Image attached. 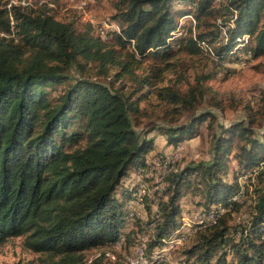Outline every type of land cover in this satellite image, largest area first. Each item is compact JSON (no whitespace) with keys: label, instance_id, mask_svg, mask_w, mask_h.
Instances as JSON below:
<instances>
[{"label":"trees","instance_id":"1","mask_svg":"<svg viewBox=\"0 0 264 264\" xmlns=\"http://www.w3.org/2000/svg\"><path fill=\"white\" fill-rule=\"evenodd\" d=\"M9 1L0 0V245L22 236L26 249L45 255L41 264H103V252L90 259L85 252L118 241L131 243L136 233L125 226L135 189L130 173L143 166L153 148L148 134L155 132L175 148L214 117L199 110L181 124L136 128L143 113L139 103L150 94L189 109L202 92L198 84L184 93L156 87L154 75L134 76V69L148 56H169L172 36L182 28L176 14L189 15L192 28L218 19L209 32L186 29L185 36L175 38L176 50L198 53L200 44L210 45L217 63L234 59L239 45L252 58L260 56L264 0H114L111 19L117 31L109 32L108 41L93 35L88 22L56 19L44 4L32 8ZM174 2L192 10H173ZM88 65L105 75L114 67L108 85L83 76L70 78L71 69L82 72ZM125 76L132 79L131 90L113 89L112 82ZM63 83L55 97H48L49 89ZM250 111L246 122L219 128L207 160L164 175L163 190L151 194L156 196L151 199L154 217L138 228L151 227L153 233L148 238L135 235L134 247L142 246L147 255L172 237L182 211L179 199L195 175L202 183L193 188L202 210L220 206L223 211L212 225L195 231V241L181 250L180 262L264 264V127L262 134L253 135L257 113ZM231 162L229 181L221 174ZM239 191L240 202L232 201ZM242 208L248 217L231 226L228 218Z\"/></svg>","mask_w":264,"mask_h":264},{"label":"rangeland","instance_id":"2","mask_svg":"<svg viewBox=\"0 0 264 264\" xmlns=\"http://www.w3.org/2000/svg\"><path fill=\"white\" fill-rule=\"evenodd\" d=\"M9 2L21 5H28L35 8L41 4L46 5L52 9V12L56 19L61 21L74 20L77 24L88 22L92 26V34L99 36L98 28L103 24L116 25V22L111 19L113 14L112 2L114 0H10ZM215 3V2H214ZM217 4V3H216ZM215 4V5H216ZM173 10L179 11H191L188 9L189 6L179 3H173L171 5ZM177 26L181 23V27L176 29L175 34L172 36L170 41L171 50L169 56L165 60L155 59L148 56L137 68L134 69V76H142L144 74L154 75V86H169L180 93H184L189 85L198 84L201 88V96H199L189 109L179 108V106L172 105L168 102H159L153 94H150L144 101L139 103L143 113L138 118L136 123L139 128L144 123L163 125L172 124L177 125L187 122L190 115L199 110H209L213 114V118L209 121L208 119L202 122L197 128L196 136L190 139L183 140L177 145L178 157L173 159L170 163V170L174 171L182 167L184 164L189 162H197L207 160L210 156L209 145L212 137L217 134L219 128L225 126L231 122L243 121L246 122L247 110L251 109V114L255 115V122L251 128L253 135L262 134L264 127V52L256 57L252 58L248 51L245 49V45H239L235 47L234 59L223 60L222 63L215 62L216 59L208 58L203 52L188 53L184 50H176L175 38L182 36L185 30L190 29L191 33L194 32H209L213 24L218 22V19L212 17L209 19L210 25L208 27H193L192 20L185 17L175 16ZM106 30L107 36L104 40L108 41L111 37L109 33L110 27ZM223 32L220 33L222 35ZM185 36V35H184ZM244 42H248V37H243ZM216 44V42H214ZM249 43H246L248 46ZM211 48L212 46L209 45ZM165 62L167 64L165 65ZM154 68H159L155 70ZM115 71L112 67L109 69L107 75L98 74L95 68L88 65L85 70L79 72L78 70H70V78H77L83 76L91 80H96L103 84L108 85L110 75ZM66 83L54 85L49 89L48 97H55L65 86ZM122 91H130L132 87V79L125 76L121 81L112 82V88H119ZM147 86L143 90H146ZM141 91H138L139 93ZM217 102L218 106H214ZM173 108V109H172ZM262 109L263 114L260 115ZM210 122V123H209ZM211 124L208 128L207 124ZM148 136L154 139L159 136L155 132H150ZM155 150L147 159L153 160L160 165V160L173 152L174 148L168 152L163 151L164 140L159 138L156 141ZM226 165L223 177L226 180L231 181L233 178V162ZM156 174L146 180V186L148 187L145 191L146 194L143 197L144 201L141 203L134 204L130 201L127 203L134 212H129L128 221L125 223L126 229H131L136 232L135 235H142L144 238L150 237L153 233L152 229L145 228L139 232L138 228L146 222L147 219L154 217L155 205L151 199H155V195H151L153 191L160 188H164L165 184L162 179L157 181V176H161V173L156 170ZM135 171L130 173V180L134 184L133 176ZM198 178L195 175L189 177L190 184L182 193V197L179 199L181 212L189 213L193 209H202V200L199 196L194 195V186L198 182ZM201 186L202 183L198 182ZM162 188V190H163ZM157 191V192H158ZM166 198L163 197V200ZM145 203H149L148 210L146 211ZM248 217V213L245 208L240 209L238 212H233L228 218V223L231 226L238 225ZM133 218V219H132ZM139 221V224L136 222ZM142 228V227H141ZM134 235V237H136ZM132 238L133 241L135 238ZM22 236H15L7 238L0 245V264H41V261L45 258L43 253L33 252L26 249L22 244ZM128 242L120 243L117 248L101 247L96 249H90L85 252L86 258L90 259L94 256L100 255L103 252L102 262L103 264H126L124 257L129 253H132L136 247L135 244ZM195 241V235L188 236L182 243L172 248L169 252V259L171 264H183L180 262L181 250L191 246ZM182 244V245H181Z\"/></svg>","mask_w":264,"mask_h":264},{"label":"built area","instance_id":"3","mask_svg":"<svg viewBox=\"0 0 264 264\" xmlns=\"http://www.w3.org/2000/svg\"><path fill=\"white\" fill-rule=\"evenodd\" d=\"M188 18H192L188 15ZM110 27L109 31H117V26L110 24H103L98 28L99 37L104 39L107 36L106 28ZM200 49L206 56L212 58V52L210 47L206 44H200ZM175 147L173 152L166 155L160 160V165H157L153 160L145 158L143 166L136 170L133 176L135 189L133 192L130 202L137 204L141 203L143 197L146 194L147 184L146 180L153 177L156 174V170L161 173V176H157L156 180L160 181L164 173L169 172L170 163L173 159L177 158L179 153ZM232 201L240 202L241 191L234 193L231 198ZM129 203V202H128ZM129 208V207H128ZM130 209V208H129ZM133 210V209H132ZM130 209V212H134ZM223 211L220 206L212 207L211 209H193L189 213H180L178 227L174 230L172 237L162 246L154 248L149 254H145L144 248L138 246L134 249L132 253H129L124 257L126 264H171L169 259V252L172 248L182 243L188 236L195 233L196 230L212 225L219 214ZM121 242H116L112 247L117 248Z\"/></svg>","mask_w":264,"mask_h":264},{"label":"crops","instance_id":"4","mask_svg":"<svg viewBox=\"0 0 264 264\" xmlns=\"http://www.w3.org/2000/svg\"><path fill=\"white\" fill-rule=\"evenodd\" d=\"M159 138H161V139H163L164 140V138L162 137V136H157L155 139H154V141H153V148H152V150H150L149 152H148V154L146 155V158L147 157H149L150 155H152L153 153H156V151L157 150H155V146H156V141L159 139ZM171 148H172V146L171 145H167V144H164V147H163V151L164 152H166V151H170L171 150Z\"/></svg>","mask_w":264,"mask_h":264}]
</instances>
